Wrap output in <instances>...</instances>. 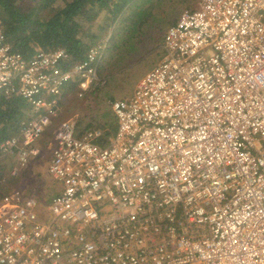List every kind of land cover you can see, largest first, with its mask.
Segmentation results:
<instances>
[{
	"label": "built area",
	"instance_id": "obj_1",
	"mask_svg": "<svg viewBox=\"0 0 264 264\" xmlns=\"http://www.w3.org/2000/svg\"><path fill=\"white\" fill-rule=\"evenodd\" d=\"M107 45L16 51L0 21V94L30 113L0 143L26 167L70 92L103 88ZM160 62L111 102L117 129L52 132L43 209L0 201V264H264V0H199L165 32ZM16 174V170H13Z\"/></svg>",
	"mask_w": 264,
	"mask_h": 264
},
{
	"label": "rangeland",
	"instance_id": "obj_2",
	"mask_svg": "<svg viewBox=\"0 0 264 264\" xmlns=\"http://www.w3.org/2000/svg\"><path fill=\"white\" fill-rule=\"evenodd\" d=\"M198 1L136 0L132 7L134 15L132 24L122 23V15L115 18L113 15H108L106 11H102L93 23L86 27L85 32L95 36V40L85 36V42L90 45H107L104 55L108 61L114 58V72L110 78L100 75L106 80L105 86L86 94L84 98L77 97L76 92L73 91L68 94L59 111V115L62 116L58 118V115V120L55 119L57 122L54 120L55 122L38 142L42 151L37 159L31 161L26 167H21L14 157L0 155V171L6 188L5 196L14 191H20L27 196L36 197L41 203L43 220L47 219L43 209L58 191L57 183L48 174V164L51 159L49 141L52 132L59 126L58 123L72 119L79 120L86 111H94L97 101L95 92H102L108 104L111 103L107 99L123 100L131 97L139 81L160 62L166 30L179 20L182 13L197 9ZM124 32L126 34L123 35ZM116 43L120 47L118 54L113 57L112 51H116L110 48ZM109 110V117L116 121L113 112ZM25 118L26 116L23 120ZM5 129V135L15 134L16 129L13 127L8 125ZM13 170L17 173L13 174Z\"/></svg>",
	"mask_w": 264,
	"mask_h": 264
},
{
	"label": "trees",
	"instance_id": "obj_3",
	"mask_svg": "<svg viewBox=\"0 0 264 264\" xmlns=\"http://www.w3.org/2000/svg\"><path fill=\"white\" fill-rule=\"evenodd\" d=\"M135 3L136 0H0V21L16 51L32 56L36 47L46 51L65 49L78 61L94 46L84 40L85 36L95 40V36L85 32L86 27L92 24L102 11L115 18L122 15V23L132 24V7ZM119 47L116 43L110 48L116 51H112L113 57L118 54ZM104 58L105 55L99 72L101 76L110 78L114 72V58L110 61L107 57L105 60ZM94 94L97 98L95 109L86 111L81 115V119L77 120L78 133L82 135L87 131L103 130L107 140L116 132L117 122L109 117L111 104L103 98L102 92ZM107 100L110 103L115 101ZM29 112L30 106L22 98H6L0 94V127H3L0 129V143L8 137V133L5 135V128L9 125L15 129ZM60 116L62 115L58 118ZM54 120L53 122L56 121ZM2 177L0 171V201L6 191Z\"/></svg>",
	"mask_w": 264,
	"mask_h": 264
}]
</instances>
